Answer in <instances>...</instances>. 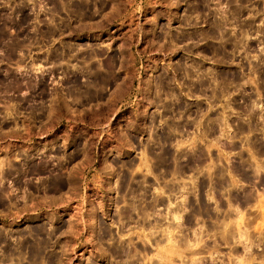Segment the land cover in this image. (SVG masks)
Returning <instances> with one entry per match:
<instances>
[{"label": "rangeland", "instance_id": "obj_1", "mask_svg": "<svg viewBox=\"0 0 264 264\" xmlns=\"http://www.w3.org/2000/svg\"><path fill=\"white\" fill-rule=\"evenodd\" d=\"M164 155L175 166L169 181L152 168ZM182 155L185 181L173 176ZM140 179V204L156 205L121 230L115 214L126 204L113 200ZM217 179L235 195L211 213L246 231L236 246L252 252L229 259L260 264L264 0H0V264H108L99 251L107 228L141 250L132 264H182L211 234L183 235V246L164 238V225L210 218L193 210ZM176 182L188 192L173 209ZM151 220L161 226H142Z\"/></svg>", "mask_w": 264, "mask_h": 264}, {"label": "flooded vegetation", "instance_id": "obj_2", "mask_svg": "<svg viewBox=\"0 0 264 264\" xmlns=\"http://www.w3.org/2000/svg\"><path fill=\"white\" fill-rule=\"evenodd\" d=\"M231 13H233V12H231ZM226 48L227 47H225L224 50H228ZM206 73L207 72L205 70L202 71V74L207 75ZM212 74L215 76V78H218V79L224 77L222 74H220V73L218 74L217 72L215 73L214 71H212ZM201 81L204 82V79H202ZM195 85H197V84H195ZM198 88H203V87H202V85H201V87L197 85V89ZM185 117L188 120V116L185 115ZM192 119H194V118L192 117ZM186 123H188V121ZM164 158H166V159H164ZM156 159H157V161L152 166V168L154 169L155 174L157 173L165 181H169V178L172 177L171 170L173 169V167L171 166V160L173 159V157L164 155L162 157L161 156H159L158 158L156 157ZM159 160H161L162 162L159 161ZM198 161H201V160H198L197 159V162ZM156 163H159V164L156 165ZM178 163H179V168H180V169L178 168V170L180 172H179V174H173V176L179 175V180L182 179V180L185 181V177L184 176L185 175H188V172L187 171H189L188 155L179 156L178 157ZM196 167L197 168L199 167L198 164L196 165ZM196 167H194V168H196ZM178 170H177V172H178ZM190 172L191 173L194 172L193 169H191ZM173 180L175 181V179H173ZM199 180L201 181L203 179L200 177ZM203 181H205V180H203ZM207 181H205V182L207 183ZM216 181H215V187H213V189H203V190L201 189L200 190L201 191V194H200L201 199L200 200H201V202L203 204H205L209 208V209L207 208L209 211L212 212L213 209H214V207L217 204L218 208L221 209L222 212H223L224 209H225V207L221 206V205H223V201L225 200L226 197H228L229 199H234L235 193L232 192L233 191L232 189H230L229 194H228V192H225V191L219 189L218 188V181H219V179H217ZM220 181H222V180H220ZM220 181H219V184H220ZM222 182L224 183V181H222ZM177 185H179V186L181 185L180 186L181 188L178 187ZM183 185H184L183 182H176L175 185L174 184H171V186L173 187V188L171 187L172 189L169 188V191L171 190L169 192L170 196L171 195H176L177 197H179L176 200L177 202L172 203L173 206L175 204H178L179 205L181 203L180 202V196L181 195H184L188 191L185 185H184L185 187H182ZM186 185H187V183H186ZM175 186H177L176 189H175ZM207 190H209L210 192H213V197L212 198L211 197L210 198H207L206 197V191ZM188 194L193 195L192 193H188ZM188 194H187V196H188ZM164 195H165L164 200L167 202L166 196L168 195V193L166 192V193H164ZM188 198H190V197H188ZM245 199H246V197H245ZM209 200L212 201L211 204L208 203ZM156 201H157V199H156ZM186 203H188V200H187ZM180 206H181V204L179 206H176L175 205V207L173 209H177V207H180ZM151 221L153 222L152 225L156 226L155 224H157V225H160L161 226V221H159V220H151ZM213 221H216V222H213ZM212 222L215 223V225L218 224L219 226L216 225L215 228L212 227V225H214V224H212ZM165 225H164V227L167 228V229L165 228L166 229L165 230L166 232L164 231L165 234H167V236H168L169 234L171 235L172 232L177 233L176 240L179 242L180 245H183V246H184V241L183 240H180V239H183L184 237H186V236H183V235H188L189 237H192L194 235V231H197V232L201 233L200 236H201V239H202V238H204L203 237V234H205V233H210L211 234V241L210 242H207V241L202 242L201 246L199 247L200 250L195 251V252L186 251V253L187 252L192 253L191 256L196 259L197 264H237V260H233V259L230 260L229 259L231 257L232 258L234 257L233 253H236L239 256H242L244 258H252V252H251V248H250L249 245L244 244L243 246H240L241 244L239 243L238 244V248H237L236 242L233 239L228 244L226 242H224V239L220 237L221 236L220 235V229H221L220 228V224L218 223L217 220H214L212 218H199V219H189V220L183 218L181 220H169ZM168 227H169V229H168ZM218 227H219V229H218ZM248 227H249V223H248ZM154 231H156L155 228H153V232L152 233H155ZM168 231H171V233H169ZM161 233L159 232V233L155 234V237H157V238L162 237L161 236ZM172 235H173V233H172ZM167 236H164V238H166V240H167ZM250 240H251V236H250ZM221 243H226L228 245L229 251H226L227 252L226 254H222V253H220V252H218V251L215 250V249H218V247L220 246ZM137 245H139V244H137ZM209 248L211 250H208ZM236 249L238 250V252L235 251ZM202 250H205V251H202ZM221 254L224 256V258L222 257L223 260H220L218 258V256L221 255ZM259 254L262 256V258H261L262 260H261V263L260 264H263L264 263V260H263V258H264V244H263V246H262L261 251L259 252ZM183 255L186 256L187 260L186 261H183L182 264H184L185 262H187V264H189L190 259L192 257H190L189 255H186V254H183ZM188 257H190V258H188ZM239 258H241V257H239Z\"/></svg>", "mask_w": 264, "mask_h": 264}, {"label": "bare ground", "instance_id": "obj_3", "mask_svg": "<svg viewBox=\"0 0 264 264\" xmlns=\"http://www.w3.org/2000/svg\"><path fill=\"white\" fill-rule=\"evenodd\" d=\"M206 1V0H205ZM203 3V2H202ZM226 17V16H225ZM218 18H220V17H218ZM228 20V19H227ZM218 21V20H217ZM223 21H225V20H223ZM220 22V21H219ZM216 23V22H215ZM222 23V22H221ZM223 24V23H222ZM216 25V27H217V30H220L221 29V27H220V23H217V24H215ZM216 30V31H217ZM206 32V31H205ZM219 34V33H218ZM210 35V34H209ZM220 36V35H219ZM205 37V36H204ZM220 38V37H219ZM221 39V38H220ZM225 39V38H224ZM238 39V38H237ZM233 41V40H232ZM221 42V41H220ZM235 43L236 42H234L233 44H234V46H235ZM231 44V43H230ZM236 44H238V43H236ZM241 45V44H240ZM220 53V52H219ZM220 55V54H219ZM181 64V63H180ZM196 64H198V63H196ZM195 64V65H196ZM201 69V68H200ZM183 71L186 73V74H188V75H190L191 73L190 72H188L187 73V69H183ZM204 71V70H203ZM192 72V71H191ZM190 73V74H189ZM185 74V75H186ZM184 75V74H183ZM202 75V74H201ZM214 78V77H213ZM210 79V78H209ZM159 80V79H158ZM157 83V82H156ZM186 83V82H185ZM159 85V84H158ZM199 86V85H198ZM199 89V88H198ZM214 89V88H213ZM214 92V91H213ZM174 94V93H173ZM176 94V93H175ZM173 96V95H172ZM176 96V95H175ZM216 98V97H215ZM250 108V107H249ZM176 111V110H175ZM170 117H172V116H170ZM219 117V116H218ZM173 118V117H172ZM186 119V118H185ZM219 119V118H218ZM214 120H216L217 121V119L215 118ZM175 121V120H174ZM218 122V121H217ZM226 122V121H225ZM172 123V122H171ZM179 124V123H178ZM186 124V123H185ZM184 124V125H185ZM191 125H193V124H191ZM195 125V124H194ZM206 125V124H205ZM183 126V125H182ZM207 126H210V125H207ZM224 126V125H223ZM154 127V126H153ZM164 127V126H163ZM177 127V126H176ZM249 127V126H248ZM172 128V127H171ZM208 128V127H207ZM212 128V127H211ZM154 129V128H153ZM177 130V129H176ZM175 130V131H176ZM213 131V130H212ZM249 131V130H248ZM171 136V135H170ZM164 137V136H163ZM168 137H169V135H168ZM157 138V137H156ZM165 138V137H164ZM169 141V140H168ZM163 151V150H162ZM155 154V153H154ZM157 155V154H156ZM174 155V154H173ZM162 157V156H161ZM158 158V157H157ZM198 158V157H197ZM163 159V158H162ZM164 159H166V158H164ZM195 160H197V159H195ZM199 160H201V158L199 159ZM157 161V160H156ZM159 161H161V160H159ZM162 162V161H161ZM196 162V161H195ZM194 163V162H193ZM201 162H199L198 164H200ZM157 164H159V163H156V165ZM173 164V163H172ZM176 164V163H175ZM178 166V165H177ZM176 166V167H177ZM199 166V165H198ZM173 167H175V166H173ZM196 167V166H195ZM178 168V167H177ZM197 168V167H196ZM180 169V168H179ZM198 169H199V167H198ZM218 169V168H217ZM171 170V169H170ZM173 170H175V169H173ZM182 170V169H181ZM177 171V170H176ZM219 171V170H218ZM111 172V171H110ZM172 172H175V171H172ZM180 171L178 170V172L177 173H179ZM198 172V171H197ZM223 173V172H222ZM222 173H221V171L220 172H217V175L218 176H220V175H222ZM175 174V173H174ZM224 174V173H223ZM216 175V176H217ZM215 176V175H214ZM224 176V175H223ZM61 177H58L57 179H56V187H58V185H61V182H64L62 179H60ZM127 178H129V176L127 177ZM127 178H125V179H127ZM216 178H218V177H216ZM220 178V177H219ZM111 179V178H110ZM119 179V178H118ZM224 179V178H223ZM117 180V179H116ZM142 179H140L139 181L140 182H138V180H137V184H140V185H138L139 187H135V186H127V185H123L122 187H121V189H119L120 190V195H119V198L118 199H116V200H113V202H124V204H126L124 207L122 206V207H120L118 210H116L117 211V214H115L116 216H117V220L116 221H122L121 223H119L118 224V226H119V228L121 229L122 227H124V220H129V219H132L133 218V215L135 214V213H137L139 216H140V220H143V221H147L148 220V218H151L150 216L152 215L151 213H153V212H151V210L155 207V205H156V199L155 198H152L150 201H145L144 202V204L143 205H141L140 204V194H139V192H141V189L140 188H142V183L144 182L143 180L141 181ZM226 180V179H225ZM107 181H108V179H107ZM125 181V180H124ZM220 181V180H219ZM219 181H218V188L219 189H221V190H223V191H225V192H228V194H229V191H230V189H231V187L229 188V186L227 185V183L225 184V183H223L222 181H220V184H219ZM109 182V181H108ZM118 182V181H117ZM116 182V183H117ZM131 182V181H130ZM226 182V181H225ZM229 182V181H228ZM69 183H70V181H69ZM127 182L125 181V184H126ZM67 184V183H66ZM127 184H129V182L127 183ZM145 185V184H144ZM182 185V184H181ZM180 185V186H181ZM185 185V184H184ZM183 185V187H185ZM196 185V184H195ZM116 186V185H115ZM126 186L128 187V188H126ZM178 187H180L179 185H177ZM177 186H175V189L177 188ZM215 186V185H214ZM145 187V186H144ZM110 188V187H109ZM119 188V187H118ZM118 188H117V190H118ZM173 188V187H172ZM171 187H170V189H172ZM181 188V187H180ZM75 189V188H74ZM139 189H140V191H139ZM147 189V188H146ZM212 189H213V186H212ZM144 191L143 192H141V193H144L145 195H146V193H147V190L145 191V189H143ZM139 191V192H138ZM117 192V191H116ZM188 192V191H187ZM149 193V192H148ZM152 193V192H151ZM211 194H213V192H211L210 193V196L211 197H213V195H211ZM144 195V196H145ZM208 195V194H207ZM148 196H150V195H148ZM151 196H153V195H151ZM146 197V196H145ZM143 199V198H142ZM112 200V199H111ZM117 203V204H118ZM215 203V202H214ZM183 205V204H182ZM181 205V206H182ZM118 206H119V204H118ZM216 206H217V204H216ZM216 206H215V208H216ZM117 207V206H116ZM102 208V207H101ZM183 208V207H182ZM208 207L205 205V204H203L202 202H201V200L199 201V203H198V206L196 207V209H194L193 211H196L195 213H197V214H199V216L200 215H205V216H208V217H210V218H214V219H216L217 221H218V223L220 224V237L221 238H223L224 239V242H226L227 244L233 239V240H235L236 239V235L237 236H239L240 234L239 233H244V234H246V231H244V230H241V228H240V230H235V229H239V227H236V223L234 222V221H232V222H226L225 220H228L227 218H225V220H220V218H218L217 217V215H212V213H211V211H209L208 209H207ZM117 209V208H116ZM217 209V208H216ZM153 211V210H152ZM136 215V214H135ZM179 214H177L176 216H175V218L177 219V218H179V216H178ZM108 216V215H107ZM222 216H224V214L222 215ZM153 217V216H152ZM239 217V216H238ZM237 217V218H238ZM91 218V217H90ZM240 218V217H239ZM230 220V219H229ZM239 220V219H238ZM231 221V220H230ZM213 222H216V221H213ZM212 222V224H214V225H212V227H214L215 228V226L216 225H218V224H216L215 225V223H213ZM221 222V223H220ZM151 224L152 223H150V222H148V223H142V226L143 225H148V227H150L151 226ZM126 225V224H125ZM154 226V225H153ZM152 226V227H153ZM175 226V225H174ZM219 226V225H218ZM151 227V228H152ZM157 227V226H156ZM101 228V227H100ZM102 229V228H101ZM100 229V230H101ZM104 229V228H103ZM213 229V228H212ZM218 229H219V227H218ZM122 230V229H121ZM166 230V229H165ZM97 231V230H96ZM199 231V230H198ZM216 231V230H215ZM169 233H171V231H168ZM119 234H120V231L118 232ZM123 233V232H122ZM197 234L199 233V232H196ZM201 233H199V235H200ZM239 234V235H238ZM198 235V236H199ZM241 235H243V234H241ZM100 236V235H99ZM104 236H107V237H109L108 239H109V245H106V246H102V243H101V246H100V249H99V251L103 254V256H105V257H107V258H113V259H111L112 261H109V263L108 264H132L133 263V261H134V259L137 257L138 258V254L141 252V250L139 251L138 249H137V247H136V245H135V243H131V242H127L126 244H122V243H120V241H119V237H118V235H116L118 238H116V236H114V231L113 232H111L108 228L107 229H104L103 231H102V234H101V236L100 237H104ZM197 236V235H196ZM197 236V237H198ZM106 237V238H107ZM121 237V236H120ZM200 237V236H199ZM92 238V237H91ZM97 238V237H96ZM196 238V237H195ZM194 238V239H195ZM100 239V238H99ZM199 239V238H198ZM104 240V239H103ZM107 240V239H106ZM122 240V239H121ZM167 240L170 242V243H172L173 242V240H176V239H174L173 238V235L171 234L168 238H167ZM180 240H183L184 241V245L185 246H187V245H189L190 246V242H189V240H188V238H186V237H184L183 239H180ZM41 241V240H40ZM99 241V240H98ZM123 241V240H122ZM121 241V242H122ZM223 241V240H222ZM236 241V240H235ZM175 242V241H174ZM234 242V241H233ZM99 243V242H98ZM107 243V242H106ZM108 244V243H107ZM31 245H33V244H31ZM37 245V244H36ZM105 245V244H104ZM39 248V247H38ZM38 248H37V250H38ZM172 248V247H171ZM40 249V248H39ZM145 249V248H144ZM144 249H143V251H144ZM36 250V249H35ZM36 250V251H37ZM145 253V252H144ZM37 254V253H36ZM39 256V255H38ZM37 257V256H36ZM41 257V256H40ZM39 257V258H40ZM106 258V259H107ZM89 260V259H88ZM89 264H95L94 263V261H93V263H90V262H88ZM87 263V264H88ZM192 264H196V262H193Z\"/></svg>", "mask_w": 264, "mask_h": 264}]
</instances>
